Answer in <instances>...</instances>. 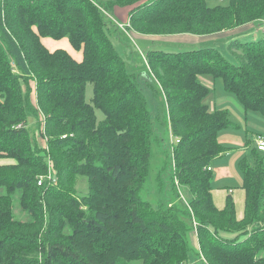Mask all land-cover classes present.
Here are the masks:
<instances>
[{
  "label": "trees",
  "instance_id": "obj_1",
  "mask_svg": "<svg viewBox=\"0 0 264 264\" xmlns=\"http://www.w3.org/2000/svg\"><path fill=\"white\" fill-rule=\"evenodd\" d=\"M116 6H132L125 29L144 36L234 34L264 19V0H0V158L12 160L0 164V264H189L192 229L199 264H264V157L254 148L253 164H238L243 217L230 194L217 208L210 166L228 150L218 132L235 124L203 102L209 89L200 81L220 78L244 112L264 116V36L231 41L236 64L214 47L147 51L178 139L168 148L172 177L191 196L184 207L154 205L140 196L153 121L110 39L105 17ZM43 37H66L81 61L48 50ZM29 112L42 119L32 134ZM78 176L86 194L77 193ZM15 192L27 220L14 217Z\"/></svg>",
  "mask_w": 264,
  "mask_h": 264
},
{
  "label": "rangeland",
  "instance_id": "obj_2",
  "mask_svg": "<svg viewBox=\"0 0 264 264\" xmlns=\"http://www.w3.org/2000/svg\"><path fill=\"white\" fill-rule=\"evenodd\" d=\"M99 3L108 0H96ZM229 0H205L210 7L215 5H225ZM132 6H116L112 12L106 13V26L114 46L122 56L127 71L135 76L136 83L148 104V109L153 121V135H152V157L150 163V173L146 184L140 192V196L154 205L164 204L167 202L176 203L184 207L190 199V193L187 187L177 185L173 180L172 175V161L171 151L168 149L175 142V137L170 135L167 108L164 95L159 88L155 78L149 74L146 64V53L149 50H164V51H181L189 49H198L201 47L216 48L225 59L232 63H237L236 59L228 51V44L233 40L252 41L260 39L264 36L263 23L264 19H259L246 30L236 32L234 34H224L212 39H208L201 43H180L167 42L158 39H148L145 37L137 38L130 33H125L126 27H120L118 23H126L124 18L128 15ZM41 42L49 49H63L68 50L75 57H78L81 52L71 47L66 37L61 39H52L50 37L42 38ZM51 43L48 44V43ZM209 89L208 95L203 102L209 109H226L228 118L235 124L234 127L223 128L218 132V140L221 144L228 148L221 156L216 157L211 162V166H226V174H220L216 177V171L213 170V178L211 181V188L216 193L222 191L225 187H230L233 191L242 194V174L239 169V162L243 159L248 164H253L252 150L256 149L255 137L261 135L264 137V116L259 111H247L244 113L242 105L238 102L233 93L224 91L223 82L220 78H211L209 75L200 77ZM92 96L91 85L88 84L86 88V99L89 101ZM33 103V102H32ZM98 119L102 117L99 110H96ZM41 115L29 112L26 126L30 133L37 131V122L41 121ZM42 144V140L39 139ZM168 150V151H167ZM264 157V151H258ZM11 159L0 158V164L11 162ZM76 189L78 195L87 193V181L83 176L77 177ZM159 182V183H158ZM5 193L3 187H0V194ZM229 194V193H227ZM234 196L233 193H230ZM19 192L12 195L14 217L20 220H27L28 215L25 212H20L18 208ZM243 197V194H242ZM217 200V199H216ZM239 202H237V207ZM187 220V219H186ZM195 226V224H194ZM189 244V264H199L198 248L194 229L187 234ZM260 256L264 257V250L260 252ZM128 264H142L140 260L130 261Z\"/></svg>",
  "mask_w": 264,
  "mask_h": 264
},
{
  "label": "crops",
  "instance_id": "obj_3",
  "mask_svg": "<svg viewBox=\"0 0 264 264\" xmlns=\"http://www.w3.org/2000/svg\"><path fill=\"white\" fill-rule=\"evenodd\" d=\"M126 19H127L126 22H128V20H129L128 19V15L124 18V20H126ZM124 32L125 33H130L131 35H133L134 37H137V38L145 37V38H148V39H152L153 38V39H158V40L167 41V42H180V43H201V42H204V41H206L208 39H212L214 37H217V36L225 34V32H224V33H220V34H215V35H210V36H203V37L202 36H193V35H171V36H160V35L152 36V35H150V36H144V35H139L137 33H134L131 30H125ZM230 34H232V33H230ZM41 41H43V40H41ZM48 44L51 45L50 42ZM50 51H53V50H50ZM65 51L68 52L69 55H71L76 61H81V59H82V51L81 50L78 51V53L81 52V54L79 53L80 55L78 57H75V55L72 54L71 52H69L68 50H65ZM34 97H35V95H34V93H32V98L34 99ZM244 113L246 114L247 112H244ZM2 164H6V163H2ZM210 168H211V171L217 170L216 171V177H217V175H220L221 173L222 174H226L227 172H229L226 169L227 168L226 166H218V165H216L214 167L210 166ZM242 192H243L242 193L243 197H242V194H240V193H238V195H236V191H233L232 189H230V187H228V188L225 187V188L222 189V191H217L216 193H214V191L211 190L212 198H213V201L215 203V206L217 208H219V209H221L224 206L225 197H226L227 193H229V194L233 193L234 194V196H232V198L234 200L233 203L235 204V215H236L235 217L237 219H241L243 217V213H244L245 193H244L243 189H242ZM237 202H239L238 207H237ZM194 232H195V237H196L195 229H194ZM196 242H197V239H196ZM197 248H198V243H197Z\"/></svg>",
  "mask_w": 264,
  "mask_h": 264
},
{
  "label": "built area",
  "instance_id": "obj_4",
  "mask_svg": "<svg viewBox=\"0 0 264 264\" xmlns=\"http://www.w3.org/2000/svg\"><path fill=\"white\" fill-rule=\"evenodd\" d=\"M129 22H126L124 25L123 23H119V26L120 27H126L128 26ZM263 29H264V23H263ZM175 142H178V139L175 138ZM255 143H256V148L259 150V151H264V137L261 136V135H257L255 137ZM210 169V168H208ZM38 183L40 184V181H38Z\"/></svg>",
  "mask_w": 264,
  "mask_h": 264
},
{
  "label": "bare ground",
  "instance_id": "obj_5",
  "mask_svg": "<svg viewBox=\"0 0 264 264\" xmlns=\"http://www.w3.org/2000/svg\"><path fill=\"white\" fill-rule=\"evenodd\" d=\"M176 143V142H175Z\"/></svg>",
  "mask_w": 264,
  "mask_h": 264
}]
</instances>
